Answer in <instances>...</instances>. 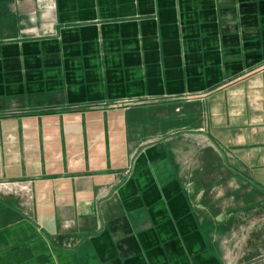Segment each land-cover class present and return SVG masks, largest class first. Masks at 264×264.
Instances as JSON below:
<instances>
[{"label": "crops", "instance_id": "obj_1", "mask_svg": "<svg viewBox=\"0 0 264 264\" xmlns=\"http://www.w3.org/2000/svg\"><path fill=\"white\" fill-rule=\"evenodd\" d=\"M0 264H264V0H0Z\"/></svg>", "mask_w": 264, "mask_h": 264}]
</instances>
